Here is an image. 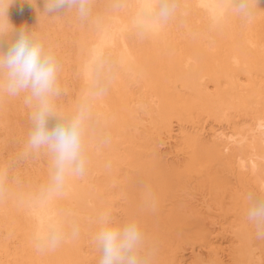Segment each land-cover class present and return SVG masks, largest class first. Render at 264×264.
<instances>
[{"label":"bare ground","instance_id":"1","mask_svg":"<svg viewBox=\"0 0 264 264\" xmlns=\"http://www.w3.org/2000/svg\"><path fill=\"white\" fill-rule=\"evenodd\" d=\"M139 2L95 0L86 21L66 9L48 17L44 0L9 5L12 35L36 29L57 54L59 107L89 88L97 52L113 71L94 102L86 172L54 200L41 196L44 152L13 161L31 110L23 96L0 98V264H98L92 237L105 211L139 218L155 264H264L244 218L247 193L264 188V0L247 20L221 0H179L143 38L131 27ZM52 222H74L79 235L40 251L35 235Z\"/></svg>","mask_w":264,"mask_h":264},{"label":"clouds","instance_id":"2","mask_svg":"<svg viewBox=\"0 0 264 264\" xmlns=\"http://www.w3.org/2000/svg\"><path fill=\"white\" fill-rule=\"evenodd\" d=\"M95 0H44V13L58 18L62 9L77 13L82 21L92 14ZM12 0H0V98L23 96L30 111V129L23 155L44 152L49 158L47 188L63 191L69 181L82 177L89 164V134L98 119L94 102L106 88V73L113 68L103 56L94 58L89 88L70 110L58 106L61 95L60 63L53 47L46 43L36 29H14L8 23L7 10ZM256 0H221L215 5L222 12H230L249 19ZM116 9L127 5L118 2ZM131 19L133 31L141 38L156 27L166 25L181 9L179 0H141ZM8 37L5 47L4 38ZM102 70L104 74L102 75ZM2 183V181H0ZM151 197V190L146 186ZM244 218L254 229L258 240L264 241V188L246 195ZM92 243L99 252L98 264H155L156 248L135 215L116 221L110 212L99 214ZM74 222H52L47 229L36 233L38 250H54L69 236L79 235Z\"/></svg>","mask_w":264,"mask_h":264},{"label":"snow or ice","instance_id":"3","mask_svg":"<svg viewBox=\"0 0 264 264\" xmlns=\"http://www.w3.org/2000/svg\"><path fill=\"white\" fill-rule=\"evenodd\" d=\"M101 55H102V53L97 52V54H96V56H95L94 58L99 57V56H101ZM63 194H64L63 191H56V190L49 189V188H47V187L44 188V189H42V191H41V196H42L46 201H47V200H54V199H56V198L62 196Z\"/></svg>","mask_w":264,"mask_h":264},{"label":"rangeland","instance_id":"4","mask_svg":"<svg viewBox=\"0 0 264 264\" xmlns=\"http://www.w3.org/2000/svg\"><path fill=\"white\" fill-rule=\"evenodd\" d=\"M22 148V146H21ZM23 149H21L20 151V155L18 156L17 153L15 154V157L13 159V161L16 163V162H20L21 164L25 161V158H23Z\"/></svg>","mask_w":264,"mask_h":264}]
</instances>
